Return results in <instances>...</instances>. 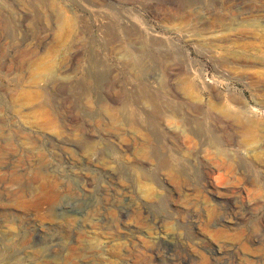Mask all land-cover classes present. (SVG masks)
Returning a JSON list of instances; mask_svg holds the SVG:
<instances>
[{
    "label": "rangeland",
    "instance_id": "374dc122",
    "mask_svg": "<svg viewBox=\"0 0 264 264\" xmlns=\"http://www.w3.org/2000/svg\"><path fill=\"white\" fill-rule=\"evenodd\" d=\"M43 1L0 0V264H264V0ZM126 55L217 144L132 120Z\"/></svg>",
    "mask_w": 264,
    "mask_h": 264
},
{
    "label": "bare ground",
    "instance_id": "6f19581e",
    "mask_svg": "<svg viewBox=\"0 0 264 264\" xmlns=\"http://www.w3.org/2000/svg\"><path fill=\"white\" fill-rule=\"evenodd\" d=\"M54 1L55 0H44L43 2H41V5L44 8H49V7L52 8L55 6ZM93 2L96 3V5H98V6H102V5L105 6V4H106L104 0H93ZM166 2L170 3L171 8L173 7L172 0H166ZM155 9H156V6H154V10ZM123 34H125V33H123ZM108 49H109L110 53H112L113 55H115V54L118 55L119 53H122V52H125V53L129 52L127 55H129L130 57L126 55V57H127L126 61H124L122 64H119L117 62V66L121 71L125 72V74L128 76L129 79L134 80L136 82V84H138L137 88H135L136 90L132 93L133 109H132V107H129V109L133 110V112H131V114H132L131 119L132 120H134L137 124L139 122H143L144 120H146L147 116L143 113L142 105L144 103H150L154 106L161 107L163 110L162 111L163 115L165 117L174 118L177 121H181L183 124L186 125L187 132L193 136H196L202 142H204L210 146H214L215 144H217V138H218L217 134L213 133L212 131H210L208 129V127H206L205 121L202 120V116L199 115L198 110L195 111L196 114L194 115L197 119L195 118L193 121V120L185 119L184 118L185 117L184 112H179V110H177L175 107H173V104H172L173 102L174 103L175 102L180 103V101L184 98L182 95H180L178 92H176L175 87H173V84H171V80L173 79L172 72L171 73L169 72L167 74L168 78H167L166 82L164 83V85L162 84L163 87L161 86L162 90H164L165 93L170 94V96H172V98L175 99V100L170 101L171 99H168L166 96L163 95L160 87H158L157 89H151L150 88V82H151L150 78L139 77L137 75V71H135L136 61L129 59V58L134 57V53H132L131 51H126V49L124 48V45H122V44H120V45L119 44H113V45L109 46ZM130 49L134 50V49H136V47H132V48L130 47ZM125 53H124V55H125ZM174 78L176 80H178L179 83H181V85L182 84H186L189 86H195L196 85V83L192 79H190L186 75V73L177 72L176 74H174ZM154 80H155V78L152 79V82ZM186 95H188L189 98L191 97L190 93H188ZM213 95L216 98V100L218 101V104L217 105L212 104L209 107V112L215 113L216 115H219L222 118L232 120L235 123L240 134H242L241 138L238 140L239 146H241V148L242 147L245 148V146L247 144L246 142L248 139H254V140L257 139L256 141H259L258 134H257L258 132H256L257 131V125L254 122V120L251 118L249 119L248 116H246L242 112H240V113L232 112L226 105H224L221 102L220 95L218 93H213ZM109 106H111V105H109ZM202 130H205V131H202ZM262 130H264V129H262ZM262 140H264V139H262ZM257 143H259V142H257ZM237 148H239V147H237ZM225 155H226V153H225ZM228 158L231 159V157H228ZM234 158H236V157L232 156L233 162H234ZM255 158H257V156ZM261 158H262V156H261ZM236 160H238V159H235V161ZM262 162H264V160H262ZM236 163L238 164L237 161H236Z\"/></svg>",
    "mask_w": 264,
    "mask_h": 264
}]
</instances>
